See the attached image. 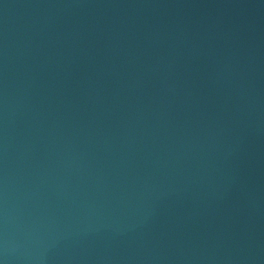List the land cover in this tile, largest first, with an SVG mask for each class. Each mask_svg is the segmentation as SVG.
Masks as SVG:
<instances>
[{
  "label": "water",
  "instance_id": "water-1",
  "mask_svg": "<svg viewBox=\"0 0 264 264\" xmlns=\"http://www.w3.org/2000/svg\"><path fill=\"white\" fill-rule=\"evenodd\" d=\"M0 264H264V0H0Z\"/></svg>",
  "mask_w": 264,
  "mask_h": 264
}]
</instances>
